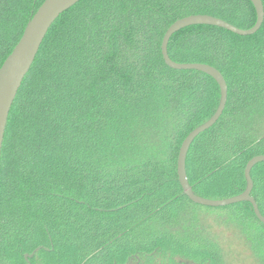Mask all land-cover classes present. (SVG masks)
<instances>
[{
    "label": "trees",
    "instance_id": "trees-1",
    "mask_svg": "<svg viewBox=\"0 0 264 264\" xmlns=\"http://www.w3.org/2000/svg\"><path fill=\"white\" fill-rule=\"evenodd\" d=\"M43 2L0 0V68ZM197 14L241 29L257 21L250 0H82L53 24L5 134L0 264H179L173 218L200 208L179 183V151L214 115L221 91L205 73L168 67L161 45L175 21ZM168 52L214 66L229 89L221 118L189 150L193 192L242 194L248 162L264 155V23L251 36L188 27ZM252 179L264 215V163ZM205 209L231 210L264 231L248 202ZM207 231L191 259L230 264ZM235 235L264 264V236L255 246Z\"/></svg>",
    "mask_w": 264,
    "mask_h": 264
},
{
    "label": "water",
    "instance_id": "water-1",
    "mask_svg": "<svg viewBox=\"0 0 264 264\" xmlns=\"http://www.w3.org/2000/svg\"><path fill=\"white\" fill-rule=\"evenodd\" d=\"M81 1L82 0H44L42 5L28 21L19 42L0 68V172L2 149L10 113L23 82L28 76L53 24L61 15L75 7ZM250 1L257 14L256 24L252 28L241 29L229 22L210 15L197 14L187 16L178 19L168 28L162 40L161 51L163 59L168 67L174 70H195L205 73L217 82L221 91L220 104L214 115L207 122L188 134L181 145L177 163V174L184 194L194 204L209 208H221L248 202L252 205L258 220L264 224V215L261 213L259 205L252 195L254 189L252 170L257 164L264 163V155L256 156L248 162L245 169L247 187L242 194L231 198L214 200L200 197L193 192L187 175V156L189 150L195 140L213 127L221 118L228 102L229 89L224 76L214 66L202 63H177L170 58L168 52L171 38L181 30L192 26H214L228 30L239 36H251L256 34L264 23V3L262 0ZM34 254L35 253L31 256H34ZM28 257L29 255H26L25 258L28 259Z\"/></svg>",
    "mask_w": 264,
    "mask_h": 264
},
{
    "label": "rangeland",
    "instance_id": "rangeland-1",
    "mask_svg": "<svg viewBox=\"0 0 264 264\" xmlns=\"http://www.w3.org/2000/svg\"><path fill=\"white\" fill-rule=\"evenodd\" d=\"M173 221L177 226L172 233L183 248L179 264H196L191 258L198 256L202 248L200 241L207 230L216 235L215 243L230 264H253L249 244L237 237L236 232L255 246H260V238L264 236L259 225L245 222L240 216L233 215L231 210H207L203 206L188 208L174 216Z\"/></svg>",
    "mask_w": 264,
    "mask_h": 264
}]
</instances>
